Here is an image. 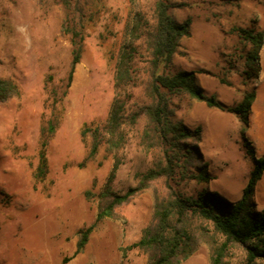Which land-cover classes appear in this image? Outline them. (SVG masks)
Wrapping results in <instances>:
<instances>
[{
  "label": "rangeland",
  "instance_id": "obj_1",
  "mask_svg": "<svg viewBox=\"0 0 264 264\" xmlns=\"http://www.w3.org/2000/svg\"><path fill=\"white\" fill-rule=\"evenodd\" d=\"M78 1L85 12V37L81 59L69 79L72 44L64 31L68 11L64 0H0V77L19 86L17 95L0 101V264H149L148 251L129 245L156 222L159 202L173 193L195 197L203 189L236 201L254 167L243 146L239 118L186 93H172L170 100L176 120L202 129L200 155L195 154L187 171L181 152L153 133L146 134L145 115L132 122L131 114L150 100L149 54L141 41L134 81L122 94L124 139L113 151L103 141L98 153L87 158L92 140L88 128L103 129L118 93L117 64L132 16L138 9L153 21L156 0ZM167 1L175 19H192L190 35L180 39L170 71H196V83L225 105L237 104L254 89L245 134L256 156H264V43L259 76L249 77L245 57L251 45L234 29L264 31V0ZM78 23L79 28L81 20ZM19 25L27 32H18ZM49 120L57 123L50 135L43 131ZM44 135L47 171L36 177ZM165 149L172 173L151 179L118 205L113 216L96 221L112 172V190L123 193L138 185L148 170L167 166ZM201 170L209 176L205 181L191 175ZM251 200L257 210L264 208V173ZM185 221L195 243L179 264H212L225 236L197 214L190 212ZM91 225L87 242L76 253L81 231ZM247 246L227 242L222 264H264L262 257L248 259Z\"/></svg>",
  "mask_w": 264,
  "mask_h": 264
},
{
  "label": "trees",
  "instance_id": "obj_2",
  "mask_svg": "<svg viewBox=\"0 0 264 264\" xmlns=\"http://www.w3.org/2000/svg\"><path fill=\"white\" fill-rule=\"evenodd\" d=\"M64 4L68 9L64 31L70 35L72 44V66L69 74V79H71L75 65L80 61L83 52L85 12L78 0H64ZM169 8L170 4L167 0H156L153 21L148 19L141 10H135L128 28V42L119 54L115 81L118 93L113 100L103 129L88 128L91 131L92 140L87 158H92L98 153L103 141L108 143L109 151H113L121 145L124 139L122 125L125 121L126 97H122V94L126 93L127 87L134 81L136 74L134 63L139 51L137 42L141 41L149 54V79L146 90L150 100L131 114L132 122L137 117L145 115L148 120L146 134L153 133L161 143L181 152L184 157L182 167L184 171H187L194 161L195 154L200 155L198 141L201 138L202 129L199 125L190 128L182 121L176 120L170 100L172 93H186L210 107L234 113L239 118L243 124L241 130L243 146L246 153L253 158L254 167L241 197L236 201H230L219 192L209 189L201 190L195 197L171 194L166 201L158 203L156 222L145 230L141 239L133 242L129 247H140L148 251L149 264H179L194 249L195 238L185 221L186 216L191 212L211 221L215 230L226 238L224 243L215 249L212 264H222L223 250L229 241L247 243L250 261L256 257L264 258V208L257 210L251 200L254 188L264 173V156H256L255 148L245 134L256 92L254 89L247 91L237 104L225 105L215 94H206L196 83V71H170L172 58L180 46V39L190 35L192 19L187 17L179 21L171 15ZM78 20L82 23L79 28ZM234 29L251 45L245 57V73L249 77L258 78L261 71L260 50L264 43V31L244 27ZM18 93L19 86L13 79L0 77V101ZM56 125L54 120H49L48 126L43 131L47 130V134L50 135L55 131ZM188 140H194V143L190 144ZM46 145L47 135H44L36 177H42L47 171V157L44 149ZM165 153L168 160L167 166L148 170L142 175L138 185L128 188L123 193L112 190L111 181L114 173L112 172L101 194L104 202L97 212L96 221L113 216L118 205L144 188L151 179L171 174L172 159L168 154V149H165ZM191 175L204 181L209 177L204 170ZM92 228L93 225L81 231L76 253L81 251L87 242Z\"/></svg>",
  "mask_w": 264,
  "mask_h": 264
},
{
  "label": "clouds",
  "instance_id": "obj_3",
  "mask_svg": "<svg viewBox=\"0 0 264 264\" xmlns=\"http://www.w3.org/2000/svg\"><path fill=\"white\" fill-rule=\"evenodd\" d=\"M16 30L20 33H26L27 32V28L23 25L17 26Z\"/></svg>",
  "mask_w": 264,
  "mask_h": 264
}]
</instances>
